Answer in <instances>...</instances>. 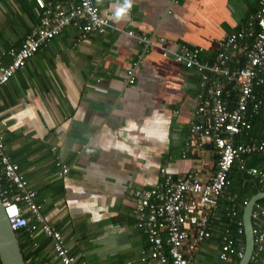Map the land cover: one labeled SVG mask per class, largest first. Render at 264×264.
<instances>
[{"label":"crops","instance_id":"1","mask_svg":"<svg viewBox=\"0 0 264 264\" xmlns=\"http://www.w3.org/2000/svg\"><path fill=\"white\" fill-rule=\"evenodd\" d=\"M94 2L113 27L86 39L66 27L29 58L0 87V131L43 217L78 264H160L148 257L134 191L157 185L161 168L172 176L194 170L205 179L217 156L209 143L189 142L200 73L156 46L144 52L137 37L200 47V59L212 61L218 43L256 14L257 0ZM37 23L33 0H0L2 62L10 61L6 51L19 47ZM139 54L135 82L126 85L124 71ZM56 162L68 168L66 176ZM246 164L264 169L256 158ZM240 179L233 169L230 185ZM223 197L219 207L225 208ZM226 227L214 225L211 239L186 253L189 264H219ZM36 241L46 243L41 259L59 264L50 240L38 234Z\"/></svg>","mask_w":264,"mask_h":264},{"label":"built area","instance_id":"2","mask_svg":"<svg viewBox=\"0 0 264 264\" xmlns=\"http://www.w3.org/2000/svg\"><path fill=\"white\" fill-rule=\"evenodd\" d=\"M33 2L37 26L25 35L19 47L6 51L9 62L0 60V87L66 27L77 29L79 39L105 34L113 27L110 17L99 10L94 0ZM257 5L254 16L218 43L212 61L200 59L203 52L200 47L169 44L164 37H137L144 52L156 46L165 57L200 73L201 93L197 96L195 118L189 126V142L192 146L209 143L217 156L215 170L205 179L194 170L172 176L161 168L162 178L157 185L134 191L137 223L144 229L151 246L148 257L160 264H189L186 253L194 252L212 237L208 218H216L224 210L232 217L238 214L235 207L223 210L218 204L230 185L229 174L233 167L264 186V172L246 165V157L251 155L264 158V143L252 140L235 143L236 137L251 129L248 119L260 114L264 103V0H257ZM127 34L134 35L133 31ZM142 56L139 54L124 71L126 85L134 84ZM56 165L66 176L68 168L59 162ZM0 198L14 232L25 231L31 240L43 234L50 240L52 253L59 264H78L61 233L43 217L42 206L35 201L34 191L7 155L1 131ZM251 220L254 249L250 262L264 263V205L255 204ZM238 227V233H241L242 222H238ZM32 247L37 248L38 244L34 242ZM243 254L244 248H238L228 234L222 237L219 260L223 264H233L232 260L241 259Z\"/></svg>","mask_w":264,"mask_h":264},{"label":"trees","instance_id":"3","mask_svg":"<svg viewBox=\"0 0 264 264\" xmlns=\"http://www.w3.org/2000/svg\"><path fill=\"white\" fill-rule=\"evenodd\" d=\"M262 77L264 78V74ZM262 110H263L262 113L252 116L248 119L249 123L251 124V129L246 131L242 136H238V137L244 138L245 140L238 141V139H236L235 140L236 144L237 143H247L250 140L264 143V103L262 106ZM255 127H257V129H255ZM248 158H256L264 162V158L260 157L259 155H251L249 157H246V163H247ZM233 169H235L239 173V176L241 177V179L239 180L238 184L229 185L227 187L223 198L226 199L225 201H226L227 206H225V208L235 207L236 209H238L237 211L238 214L232 217L226 214V210H224L221 207L224 211L222 213H219L216 216V218L209 217L208 225L210 226L211 233H212L214 225L216 224L219 225V223H227L226 229L228 231H225L224 229L225 232L223 231L222 237L223 235L228 234V236L234 240L238 248H244L245 238H244L243 230L241 233H238V228H239L238 222H242L241 215H242L243 203L248 201L256 193L260 191H264V186L260 184L257 179L241 172L236 167H233L231 169L230 174L233 171ZM260 170L264 172V169L263 170L260 169ZM230 174H229V177H230ZM227 191H229V195L227 194ZM258 203L261 205H264V200H261ZM225 214H226V217L223 218ZM28 220H29V223H31V219L28 218ZM16 235H17L19 246L22 251L26 264H50L48 261L45 262L43 259H41V253L46 243L38 245L37 248H33L32 247L33 243L37 242L36 238L34 240L29 239L28 234L25 233V231H21L19 233L17 232ZM209 239H211V237ZM27 246H28V249H26ZM185 257L187 258V255H185ZM239 260L240 259L238 258H234L232 260V263L237 264ZM219 264H223V263L219 260ZM249 264H253V262H250ZM257 264H264V263H262L261 261H258Z\"/></svg>","mask_w":264,"mask_h":264},{"label":"water","instance_id":"4","mask_svg":"<svg viewBox=\"0 0 264 264\" xmlns=\"http://www.w3.org/2000/svg\"><path fill=\"white\" fill-rule=\"evenodd\" d=\"M264 200V191L253 195L242 210V225L245 238L244 254L237 264H249L254 249L251 215L255 204ZM0 264H26L16 233L11 229L3 212L0 198Z\"/></svg>","mask_w":264,"mask_h":264},{"label":"bare ground","instance_id":"5","mask_svg":"<svg viewBox=\"0 0 264 264\" xmlns=\"http://www.w3.org/2000/svg\"><path fill=\"white\" fill-rule=\"evenodd\" d=\"M8 220V219H7ZM16 233V232H15Z\"/></svg>","mask_w":264,"mask_h":264}]
</instances>
